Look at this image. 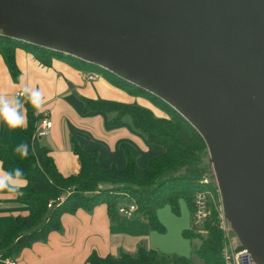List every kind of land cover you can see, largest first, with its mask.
Wrapping results in <instances>:
<instances>
[{
  "label": "water",
  "instance_id": "1",
  "mask_svg": "<svg viewBox=\"0 0 264 264\" xmlns=\"http://www.w3.org/2000/svg\"><path fill=\"white\" fill-rule=\"evenodd\" d=\"M0 31L181 112L207 142L240 243L264 264V0H0Z\"/></svg>",
  "mask_w": 264,
  "mask_h": 264
},
{
  "label": "trees",
  "instance_id": "2",
  "mask_svg": "<svg viewBox=\"0 0 264 264\" xmlns=\"http://www.w3.org/2000/svg\"><path fill=\"white\" fill-rule=\"evenodd\" d=\"M17 47L66 58L80 69L101 72L121 87L149 97L166 112L165 116L157 115L151 108L140 104L102 98L88 99L86 107L116 111V121L126 113L130 114L135 127L144 132L150 142L162 145L164 151L152 155L148 164L141 166L128 150L124 167L115 164L105 167L100 163L96 150L76 145L80 170L64 175L57 168L48 148L33 138L37 116L27 104L28 123L24 132L29 156L21 159L14 151L17 144L0 138V160L6 171L16 167L24 170L27 182L21 189L25 193L21 198L30 201L32 208L28 214L18 215L4 232L0 239L2 257L15 256L33 242L46 239L52 230L62 229V215L81 207L91 210L105 202L111 219L116 220L122 216L119 205L135 200L138 204L136 213L143 215L151 228L159 231L165 229L158 216V209L164 204H171L177 209L180 199L185 198L193 213L196 191L207 187L202 178L209 169L203 163L208 146L199 130L181 112L158 95L96 63L0 31V53L15 78L19 75L15 56ZM68 188L71 192L63 201L48 206L51 199ZM185 234L199 239L195 253L200 262L185 255H166L143 244L134 252L122 250L117 255H100L93 251L85 264H224V232L215 209L200 227L191 225ZM239 246L243 244L239 242Z\"/></svg>",
  "mask_w": 264,
  "mask_h": 264
},
{
  "label": "crops",
  "instance_id": "3",
  "mask_svg": "<svg viewBox=\"0 0 264 264\" xmlns=\"http://www.w3.org/2000/svg\"><path fill=\"white\" fill-rule=\"evenodd\" d=\"M15 56L19 69L17 78L0 53V94L11 98L22 84L42 92L45 105L37 116L34 132L42 118L52 119L50 132L37 139L48 148L64 175L80 170L76 145L96 150L105 167L113 164L124 167L128 150L141 166H146L152 155L164 151L162 145L150 142L146 134L135 127L130 114L116 121V111L86 107L88 99L102 98L140 104L165 116L166 112L146 95L129 91L102 73L96 78L85 77L86 70L60 56L23 47L16 48ZM25 110L28 123L27 103ZM0 138L17 145L26 143L27 139L24 130L9 129L3 122H0ZM5 171L0 160V174ZM31 208L32 203L20 196L0 193V239L14 219L28 214ZM154 240L155 231L143 215H122L112 220L103 202L91 210L81 207L75 212H65L62 229L52 230L46 239L24 247L14 257L22 264H85L93 251L100 255H117L122 250L134 252L143 244L160 251Z\"/></svg>",
  "mask_w": 264,
  "mask_h": 264
},
{
  "label": "built area",
  "instance_id": "4",
  "mask_svg": "<svg viewBox=\"0 0 264 264\" xmlns=\"http://www.w3.org/2000/svg\"><path fill=\"white\" fill-rule=\"evenodd\" d=\"M101 73L98 71H86L84 76L88 78H96ZM53 121L50 118H42L33 138H38L48 134L52 128ZM202 181L207 184V187L196 191L194 196L195 209L192 213V226L200 227L204 221L215 209L219 218V225L224 232V241L222 247V256L224 264H257L252 253L247 247L235 245L232 241L231 229L228 225L226 209L223 201L221 188L215 171L207 172ZM71 192L68 188L60 194L57 198L51 199L48 206L51 207L55 202L63 201L67 194ZM138 204L135 200L123 202L119 205V212L123 216H134ZM0 264H22L16 257H0Z\"/></svg>",
  "mask_w": 264,
  "mask_h": 264
},
{
  "label": "rangeland",
  "instance_id": "5",
  "mask_svg": "<svg viewBox=\"0 0 264 264\" xmlns=\"http://www.w3.org/2000/svg\"><path fill=\"white\" fill-rule=\"evenodd\" d=\"M206 150L207 154L203 158V163L209 168L207 172H213L214 169L210 161L208 147H206ZM158 216L165 227L162 231L154 229V243L159 245V252L166 255H185L192 257L195 262H200V258L195 253L199 239H193L185 234L192 225V210L188 201L185 198L180 199L177 209H174L171 204H164L158 209ZM227 219L231 229L232 241L237 245L240 242V238L235 222L231 216H227Z\"/></svg>",
  "mask_w": 264,
  "mask_h": 264
},
{
  "label": "clouds",
  "instance_id": "6",
  "mask_svg": "<svg viewBox=\"0 0 264 264\" xmlns=\"http://www.w3.org/2000/svg\"><path fill=\"white\" fill-rule=\"evenodd\" d=\"M25 103L30 104L35 110L33 115L39 116L45 105V97L38 88L21 85L15 96L9 98L0 94V122L9 129L24 130L27 126ZM21 159L29 156V144L21 143L14 149ZM26 184L24 170L16 167L0 174V193L7 192L22 197L25 193L21 190Z\"/></svg>",
  "mask_w": 264,
  "mask_h": 264
},
{
  "label": "flooded vegetation",
  "instance_id": "7",
  "mask_svg": "<svg viewBox=\"0 0 264 264\" xmlns=\"http://www.w3.org/2000/svg\"><path fill=\"white\" fill-rule=\"evenodd\" d=\"M254 257V256H253Z\"/></svg>",
  "mask_w": 264,
  "mask_h": 264
}]
</instances>
